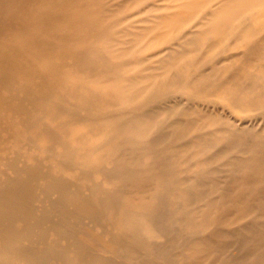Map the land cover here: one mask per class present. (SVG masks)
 Listing matches in <instances>:
<instances>
[{
	"label": "rangeland",
	"instance_id": "374dc122",
	"mask_svg": "<svg viewBox=\"0 0 264 264\" xmlns=\"http://www.w3.org/2000/svg\"><path fill=\"white\" fill-rule=\"evenodd\" d=\"M178 2L0 0V179L10 160L38 163L117 200L81 223L98 250L75 254L45 232L69 254L42 264H264V4L188 42L191 6ZM142 72L133 88L113 80ZM105 108L137 110L151 129L130 118L123 137ZM64 144L76 166L56 158ZM18 224L0 218V236Z\"/></svg>",
	"mask_w": 264,
	"mask_h": 264
},
{
	"label": "bare ground",
	"instance_id": "6f19581e",
	"mask_svg": "<svg viewBox=\"0 0 264 264\" xmlns=\"http://www.w3.org/2000/svg\"><path fill=\"white\" fill-rule=\"evenodd\" d=\"M195 1L196 0H179L178 2V5L191 6V11L183 18L185 25L188 26V31L192 33L188 42H195V38L210 31L216 23L221 22L225 25L232 19L243 20L246 16L244 12L250 7V2L253 4H264V0H204V8L208 4L213 5V7L210 8L208 12H204L203 15L202 13H196L195 10L192 9L193 2ZM201 25H204V28L196 31L195 28ZM104 56L105 55H103V57ZM146 77L147 74L142 72L138 75L122 74L121 76H115L113 80L120 87L133 88ZM145 85L149 86V83ZM97 101L102 100L98 99ZM138 112L139 111L135 110L134 115L128 114V117H126V113H123L122 110L115 111L111 108H105L99 110L97 113L105 120L121 115V118L115 119L112 129L117 131V133H121L123 137H126L127 134H125L126 132L124 130L127 129L128 126L123 125L128 122L130 118L134 120V129L137 134L146 135L151 129L150 126L142 127V125H140L141 114L138 115ZM56 158L63 164L69 166L77 165L75 160V148L73 146L62 145V149L56 153ZM8 163L14 173L8 176L5 181L0 179V218L16 215L21 218V224L2 233L0 236V248H2V250L11 251L13 259L15 258V260L19 262L23 261L25 264H42L45 262L48 254H54V256L55 254L58 256L69 254L67 251L68 248L60 244L59 241L47 240L46 236H44L45 232L54 234L57 239L65 238L66 243L69 244L70 247L72 246L77 249L75 254H90V251L98 250L99 246L97 245L98 243L95 237H93L94 239L88 237L82 229L81 223L85 221H98L99 217L105 212L106 207L116 206L117 200L115 192L100 193L98 192L99 185L97 183L88 184L87 188H83V186L76 182L61 178L49 172L38 163H27L20 160H10ZM82 172L87 174L90 171L86 168L82 169ZM131 231H133L132 235H134L135 238L140 237L137 230ZM23 238L31 239L32 242L38 243L39 246L35 248L18 245V242ZM64 258H67V256H64ZM0 264L16 263L14 260L7 263V261L1 258L0 254Z\"/></svg>",
	"mask_w": 264,
	"mask_h": 264
}]
</instances>
